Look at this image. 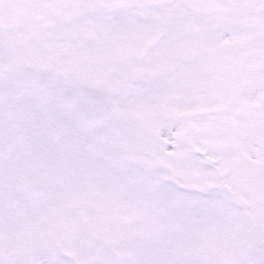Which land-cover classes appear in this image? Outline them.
Instances as JSON below:
<instances>
[{
	"label": "rangeland",
	"instance_id": "374dc122",
	"mask_svg": "<svg viewBox=\"0 0 264 264\" xmlns=\"http://www.w3.org/2000/svg\"><path fill=\"white\" fill-rule=\"evenodd\" d=\"M119 2L126 3L124 10L116 5ZM67 12L71 13L61 19ZM83 34H91L92 41L84 44L80 40ZM47 35L52 36L49 43L45 41ZM34 40L47 51L43 61L49 62V67L64 66L66 75L86 78L112 97L125 86L129 89L124 107L118 108L115 103L116 110L106 125L114 142L113 162H123L126 155L142 160L140 177L129 176L131 189L124 202L116 194H110L114 186L96 184L94 232L108 234L118 219L129 225L127 264H231L235 259V244L229 242L226 234L213 230L220 219L212 226L207 215L209 212L217 215L218 209L211 201L205 207V215L202 210L187 212L188 223L186 220V225H181L176 234L173 223L155 215L158 209L165 217L169 215L170 186L161 188L160 206L156 210L152 204L142 212L140 194L137 197L135 193L140 179L150 184L148 192L152 190L150 175L159 168L149 171L142 165H146L148 157L162 158L161 148L171 153L173 147L176 158H189L193 168L196 165L200 173H206L207 168H201L189 156L185 143L189 132L198 133L197 140L202 143L206 137L215 140V131L206 128L207 118L197 112L217 108L223 98L230 104L224 112L264 113V0H0V48L10 61ZM258 59L260 64L254 67L253 62ZM137 76L145 82L143 87L131 84L130 79ZM3 78L5 83L9 80L8 76ZM193 123L196 125L190 127ZM174 137L181 141L178 145L171 142ZM101 156L105 159L109 153L103 152ZM104 169L97 168L98 175L104 176ZM180 170L188 173V181L197 183L190 175L189 165ZM169 172L173 181L179 180L180 171ZM204 173L198 182L208 179ZM3 180L11 188L4 192L0 188V264H6L4 258L10 249L18 253L23 264H31L33 257L40 255L35 250L36 242L46 252L47 241L42 237L44 241H35V237L26 235L30 232L29 225L24 223L28 220L26 208L19 213L8 210L9 202L14 199L27 203L23 197L28 184L24 167L18 169L0 162V184ZM206 194L210 199L217 192ZM180 201L184 208L185 199ZM34 208L38 217L44 215L39 212L41 203ZM195 218L197 227L202 221L203 226L210 223L209 232L222 235L221 240L205 245L206 257L188 251L187 227ZM177 235L184 237L186 244L177 243ZM62 238L56 239L60 247L64 244ZM142 247L147 249L144 258ZM180 248L187 256L179 255ZM48 253L52 254L50 248ZM56 257L55 264L64 263Z\"/></svg>",
	"mask_w": 264,
	"mask_h": 264
},
{
	"label": "flooded vegetation",
	"instance_id": "af4514ba",
	"mask_svg": "<svg viewBox=\"0 0 264 264\" xmlns=\"http://www.w3.org/2000/svg\"><path fill=\"white\" fill-rule=\"evenodd\" d=\"M46 54L47 51L34 40L15 60L10 61L7 56L11 70L0 75V152L9 153L12 158L20 157V163L11 161L9 164L16 168L24 165L26 177L40 180L47 187L48 195L42 200L31 201L28 212H36L33 210L35 203L43 202L41 208L48 219L30 223L39 224L48 231L59 228L63 234L74 237L83 253L62 252L71 256L68 260L81 264L82 260L93 261L96 255L94 221L90 222L84 214L79 216L80 207L84 212L91 208L92 180L99 165L96 127L84 129L78 118L81 89L86 88V92L89 87L86 81L74 74L68 75L76 80L71 91L77 99L70 105L72 96L64 98L68 90L64 66L49 67V62L43 61ZM56 57L61 59L60 55ZM19 65H26L29 74L49 77L47 89L35 87L28 93H20ZM4 76L9 77L6 83ZM225 116V112H215L211 121L208 120L210 124L215 122L218 129L217 140L204 146V158L211 160L206 175L216 184L204 192L229 193L225 181L232 177L236 183L233 200L242 218L238 231L242 249L237 264H264V113L233 112L229 115V122L234 123L230 132L236 138L231 141L225 139ZM108 135L106 130L103 144L112 150ZM227 154L231 160L226 159ZM204 192L191 195L192 206L197 204L196 213L208 205L209 199Z\"/></svg>",
	"mask_w": 264,
	"mask_h": 264
},
{
	"label": "water",
	"instance_id": "95a60500",
	"mask_svg": "<svg viewBox=\"0 0 264 264\" xmlns=\"http://www.w3.org/2000/svg\"><path fill=\"white\" fill-rule=\"evenodd\" d=\"M87 102L90 103L91 105L87 106L85 109H89V108H94L95 107V106H93V105H95L94 102H92L90 100H87ZM100 107H102V105H100ZM106 113L107 112H96V115H98V116L101 115V120H103L105 118V116H106ZM92 115H94L92 112H88V111L81 112V117H82L83 121H85L87 123H88L89 119L92 118ZM18 207H19L18 204H14L12 206L13 209H18ZM41 264H49V261L48 260H44Z\"/></svg>",
	"mask_w": 264,
	"mask_h": 264
}]
</instances>
